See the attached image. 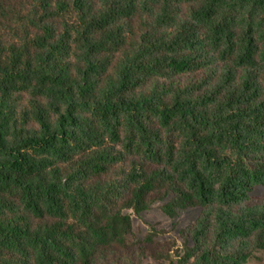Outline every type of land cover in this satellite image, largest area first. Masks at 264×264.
Returning <instances> with one entry per match:
<instances>
[{"label": "trees", "instance_id": "obj_1", "mask_svg": "<svg viewBox=\"0 0 264 264\" xmlns=\"http://www.w3.org/2000/svg\"><path fill=\"white\" fill-rule=\"evenodd\" d=\"M258 188L264 0H0V264H249Z\"/></svg>", "mask_w": 264, "mask_h": 264}, {"label": "rangeland", "instance_id": "obj_2", "mask_svg": "<svg viewBox=\"0 0 264 264\" xmlns=\"http://www.w3.org/2000/svg\"><path fill=\"white\" fill-rule=\"evenodd\" d=\"M256 191L264 195L263 188H258ZM165 202L155 203L141 214H133L132 239H144L151 233L154 242L149 246V250L157 257L161 256L155 258L148 254L142 264H168V260L162 258V255L166 253L175 255L182 250L183 239L180 231L190 225L200 213V208L190 207L178 209L175 215L170 216L163 210ZM249 264H264V249L257 251Z\"/></svg>", "mask_w": 264, "mask_h": 264}]
</instances>
